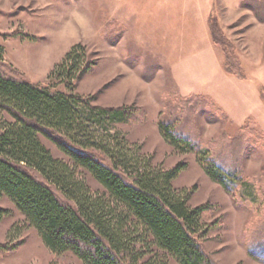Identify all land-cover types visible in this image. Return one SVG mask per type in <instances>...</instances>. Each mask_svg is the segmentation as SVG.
<instances>
[{"label": "rangeland", "instance_id": "374dc122", "mask_svg": "<svg viewBox=\"0 0 264 264\" xmlns=\"http://www.w3.org/2000/svg\"><path fill=\"white\" fill-rule=\"evenodd\" d=\"M218 3L215 17L224 19L220 27L236 48L246 80L216 75L220 47L211 54L206 44H198L201 49L193 54L191 44L161 42L165 35L171 39L179 23L151 0H0V66L8 76L67 91L48 77L74 45L85 46L92 71L74 91L94 106L125 107L136 114L112 127L128 140L134 156L164 170L187 165L173 186L190 194L191 207L208 206L204 224L209 232L200 242L207 256L214 264H264V0L237 7ZM142 9L148 15L141 19L136 11ZM172 60L187 61L190 80L183 83L205 98L189 121L183 114L182 130L199 148L210 149L214 160L240 171L231 191L210 179L195 151L175 149L159 130L161 119L178 116L172 109L186 106V111L190 104L191 95L181 93L173 78ZM206 66L214 79H206ZM43 141L56 158L67 160ZM231 141L227 149L239 151L238 158L225 152ZM83 175L94 192L104 191L89 173ZM0 207L11 211L0 222V264H82L72 253H52L8 199ZM14 246V251L4 249ZM168 264L178 263L168 259Z\"/></svg>", "mask_w": 264, "mask_h": 264}, {"label": "trees", "instance_id": "16d2710c", "mask_svg": "<svg viewBox=\"0 0 264 264\" xmlns=\"http://www.w3.org/2000/svg\"><path fill=\"white\" fill-rule=\"evenodd\" d=\"M209 29L224 52L225 72L246 80L236 48L214 15ZM92 65L85 46L71 48L48 77L67 91L8 76L0 66V202L8 199L52 253H72L82 264H168V259L214 264L200 243L209 232L208 206L191 207L190 194L173 186L187 165L164 170L134 156L128 140L112 127L136 114L125 107L94 106L74 91ZM187 99L186 111V106L172 109L179 117L161 119L159 130L175 149L195 151L210 179L231 191L240 171L214 160L210 149L199 148L182 130L183 114L189 121L205 103L201 95ZM43 140L67 160L56 158ZM232 142L225 152L238 158L239 151L227 149ZM84 172L104 191L94 192ZM10 216L0 207V222ZM250 254L256 256L254 250Z\"/></svg>", "mask_w": 264, "mask_h": 264}, {"label": "crops", "instance_id": "0c3cea01", "mask_svg": "<svg viewBox=\"0 0 264 264\" xmlns=\"http://www.w3.org/2000/svg\"><path fill=\"white\" fill-rule=\"evenodd\" d=\"M226 1H228L230 5L237 7L239 2H243L246 0H234V1L226 0ZM151 2L154 4L159 3L160 8L162 9L168 8L169 10L168 15L172 17V20L176 19L179 23L174 28L175 31L172 32L173 35L171 39H169L167 35H165L164 37L163 36L159 37L161 42L167 44H191L190 48L193 50L192 51L193 54L196 53L198 49H201V47H198V44H206L209 47L208 49L210 50L211 54L217 53L216 50L217 46L213 42L209 29V18L211 17V15L215 16L217 5L219 4L218 0H151ZM136 13L141 19L144 15H148V11L144 12V9L140 11L137 10ZM223 20H219V21L223 23L224 22ZM141 31L144 32L145 29L142 28ZM120 34L121 33H119V36ZM118 40H120V38ZM140 44H147V42L140 41ZM217 49L219 48L217 47ZM176 52L180 53L179 49H177ZM186 56L187 55L183 56V58H185ZM221 58L222 59L219 58L216 59V64H217L216 75L219 78L225 75L227 76L223 68V62H224L223 52L221 54ZM171 62H173V60ZM186 63H187L186 60H181V61L177 60L176 62L172 63L173 78L177 82L176 85L181 93L182 90L188 91L186 96L202 95V94L192 93L194 91H192L189 87H187V84L183 83V79H189L187 75L189 67L187 66ZM204 63L206 64L205 61ZM208 65H210V63ZM180 66L182 67L183 70L181 69ZM207 70L209 72V76L206 79L207 80L214 79L213 76H211V68L206 66L205 71ZM205 71H201V73ZM239 81H243V80H239ZM186 87L188 88V90L186 89Z\"/></svg>", "mask_w": 264, "mask_h": 264}]
</instances>
